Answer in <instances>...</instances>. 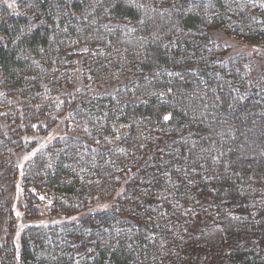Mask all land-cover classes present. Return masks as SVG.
<instances>
[{"label":"trees","instance_id":"trees-1","mask_svg":"<svg viewBox=\"0 0 264 264\" xmlns=\"http://www.w3.org/2000/svg\"><path fill=\"white\" fill-rule=\"evenodd\" d=\"M215 29L264 43V11L249 0L0 2V202L20 136L62 115L76 136L27 164L25 213L39 197L69 216L115 196L77 222L26 228L18 260L3 242L0 264H264V69L249 77L225 60ZM75 72L125 83L74 96Z\"/></svg>","mask_w":264,"mask_h":264},{"label":"rangeland","instance_id":"rangeland-1","mask_svg":"<svg viewBox=\"0 0 264 264\" xmlns=\"http://www.w3.org/2000/svg\"><path fill=\"white\" fill-rule=\"evenodd\" d=\"M14 1L0 0L1 3H6L10 7L13 6ZM249 1L264 11V0ZM210 39L214 44L222 48L223 58L225 60L241 59V69L245 75L255 77L264 69V43H248L242 38L233 36L221 29L212 30L210 32ZM121 82L125 83L118 80H109L105 84H92L82 79L75 72L73 87L69 91L72 95L80 92H87L90 95H101L115 91L123 85ZM43 125L35 123L32 127L30 126L27 134L25 133L20 136L22 146L12 153V159L16 167V176L13 185L6 183V185L1 186L3 198L1 199L2 202H0V245L3 242L13 244L16 252V260L19 258L21 249V236L26 228L30 226L46 227L55 224L77 222L93 212L110 209L115 200V196L104 199L97 198L83 212L65 216L52 213L49 202L47 203L43 197H39L38 204L33 206L35 215H31L29 212L25 213L21 180L27 164L38 151L47 145L61 138L76 136L71 123L65 121V115L55 119V122L52 125H48V127ZM1 130H4V133L6 132V129L2 127ZM1 174L2 172H0Z\"/></svg>","mask_w":264,"mask_h":264},{"label":"snow or ice","instance_id":"snow-or-ice-1","mask_svg":"<svg viewBox=\"0 0 264 264\" xmlns=\"http://www.w3.org/2000/svg\"><path fill=\"white\" fill-rule=\"evenodd\" d=\"M167 119V118H166Z\"/></svg>","mask_w":264,"mask_h":264}]
</instances>
